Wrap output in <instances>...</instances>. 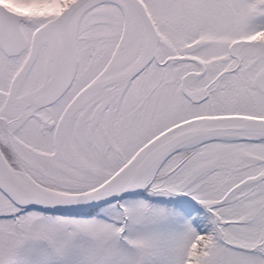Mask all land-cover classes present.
Here are the masks:
<instances>
[{
	"label": "snow or ice",
	"instance_id": "snow-or-ice-1",
	"mask_svg": "<svg viewBox=\"0 0 264 264\" xmlns=\"http://www.w3.org/2000/svg\"><path fill=\"white\" fill-rule=\"evenodd\" d=\"M0 264H264V0H0Z\"/></svg>",
	"mask_w": 264,
	"mask_h": 264
}]
</instances>
